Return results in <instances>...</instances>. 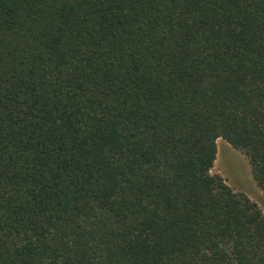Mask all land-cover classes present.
<instances>
[{"label": "trees", "instance_id": "obj_1", "mask_svg": "<svg viewBox=\"0 0 264 264\" xmlns=\"http://www.w3.org/2000/svg\"><path fill=\"white\" fill-rule=\"evenodd\" d=\"M264 0H0V264H264Z\"/></svg>", "mask_w": 264, "mask_h": 264}, {"label": "rangeland", "instance_id": "obj_2", "mask_svg": "<svg viewBox=\"0 0 264 264\" xmlns=\"http://www.w3.org/2000/svg\"><path fill=\"white\" fill-rule=\"evenodd\" d=\"M211 172L219 174L234 191L247 195L264 213V191L252 178L247 156L222 138L216 139V158Z\"/></svg>", "mask_w": 264, "mask_h": 264}]
</instances>
